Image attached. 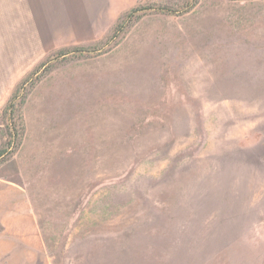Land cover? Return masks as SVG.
I'll return each instance as SVG.
<instances>
[{"label": "rangeland", "instance_id": "1", "mask_svg": "<svg viewBox=\"0 0 264 264\" xmlns=\"http://www.w3.org/2000/svg\"><path fill=\"white\" fill-rule=\"evenodd\" d=\"M46 5L0 0V264H264V0Z\"/></svg>", "mask_w": 264, "mask_h": 264}, {"label": "crops", "instance_id": "2", "mask_svg": "<svg viewBox=\"0 0 264 264\" xmlns=\"http://www.w3.org/2000/svg\"><path fill=\"white\" fill-rule=\"evenodd\" d=\"M22 4V9L27 7V14H40L41 9H43V4L44 8L47 10V3H61V0H20ZM66 2H72L74 4H77V0H63ZM87 2H92V0H85ZM25 14V13H23ZM19 206H21L20 202H18Z\"/></svg>", "mask_w": 264, "mask_h": 264}, {"label": "trees", "instance_id": "3", "mask_svg": "<svg viewBox=\"0 0 264 264\" xmlns=\"http://www.w3.org/2000/svg\"><path fill=\"white\" fill-rule=\"evenodd\" d=\"M134 11H136V8L132 9V10L130 11V14L133 13ZM130 14L126 15L125 17H126V18L129 17ZM16 99H17V98H16V94H14V95L11 97V99H10V101H9L7 107H6V111L10 110V112L13 113ZM22 102H23V101H22ZM22 102H21V103H22ZM7 128H9V127L7 126ZM12 129H15V125L13 126ZM9 142L12 143V144L14 143V144L18 145L19 142H20V140H19V139H16V137L14 136V137H12V142H11V140H9ZM1 153H2V151H1Z\"/></svg>", "mask_w": 264, "mask_h": 264}]
</instances>
